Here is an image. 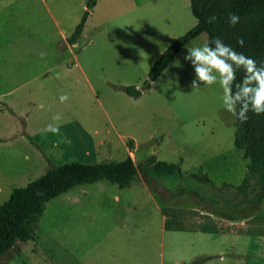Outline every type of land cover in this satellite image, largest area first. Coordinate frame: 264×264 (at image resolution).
<instances>
[{"label": "rangeland", "instance_id": "1", "mask_svg": "<svg viewBox=\"0 0 264 264\" xmlns=\"http://www.w3.org/2000/svg\"><path fill=\"white\" fill-rule=\"evenodd\" d=\"M88 1L0 0V206L72 162L130 158L137 176L123 189L99 181L51 200L31 241L0 264H264V204L249 203L257 188L235 190L248 163L234 146L235 117L219 84L190 86L184 55L206 35L138 98L122 90L141 89L160 56L197 25L190 0H94L91 11ZM151 157L180 174L156 175ZM201 207L242 224L197 235L187 214Z\"/></svg>", "mask_w": 264, "mask_h": 264}, {"label": "trees", "instance_id": "2", "mask_svg": "<svg viewBox=\"0 0 264 264\" xmlns=\"http://www.w3.org/2000/svg\"><path fill=\"white\" fill-rule=\"evenodd\" d=\"M95 6L94 0L87 2L88 11ZM190 11L197 25L185 36L179 38L155 62L149 72L148 80L143 83L141 91L134 87L122 90L130 97L138 98L151 88L163 72L171 65L174 58L198 36L204 34L207 44L219 37L236 52L254 59L257 66H264V0H190ZM230 14L239 16L235 26H229ZM215 16L214 23L208 18ZM86 17L76 28L69 43L74 44L81 36ZM243 40V45L238 43ZM243 72H237V82ZM235 90V89H234ZM249 119L241 123L235 118L237 131L234 146L243 152L248 161L247 176L243 185L235 190L247 196L250 188L258 192L249 200L250 204H264V115L256 116L248 113ZM156 175L175 176L180 174L179 165L157 162L154 157L147 160ZM137 176V168L130 158L120 162H104L83 164L72 162L49 169L37 180L25 187L12 191L9 199L0 206V256H4L18 243L31 241L36 225L42 217L46 205L53 199L67 193L71 189L106 181L123 189L131 185ZM253 181V183H251ZM202 260H194L191 264H202Z\"/></svg>", "mask_w": 264, "mask_h": 264}, {"label": "clouds", "instance_id": "3", "mask_svg": "<svg viewBox=\"0 0 264 264\" xmlns=\"http://www.w3.org/2000/svg\"><path fill=\"white\" fill-rule=\"evenodd\" d=\"M216 19L215 16L209 17L208 23H214ZM239 19L238 15L230 14L229 26H235ZM212 43L214 46L205 44L202 47L188 48L184 55V60L189 62L194 70L191 88L219 84L225 110L241 123L249 119V112L256 116L264 115V66H257L254 59L236 52L219 37H216ZM238 43L242 46L243 40ZM41 55L43 56V53ZM238 71L243 72L239 82L236 79ZM136 90L141 91L139 87ZM59 99L64 103L68 100V96L64 94ZM40 107L42 108L43 105ZM61 119L59 114L53 117L57 122ZM45 130L59 134L58 124H49Z\"/></svg>", "mask_w": 264, "mask_h": 264}, {"label": "crops", "instance_id": "4", "mask_svg": "<svg viewBox=\"0 0 264 264\" xmlns=\"http://www.w3.org/2000/svg\"><path fill=\"white\" fill-rule=\"evenodd\" d=\"M187 215H188V222L190 224L188 228H190V230H193V232L196 233L197 235H202V236H204L203 234H207V232L210 234V232L214 228H218V230H221L223 232V228L225 227V225L228 227L232 223L233 225H235V227H237V225L242 224L241 220L229 221L226 218H221L219 216L213 215L210 212V209L202 208V207L200 209L192 208L190 213ZM213 254H216L215 256L217 260L218 259L219 261L223 260V253L221 250L215 249ZM202 256H205L204 258H206L207 261L213 258L210 257L213 255H202ZM192 258L193 260L196 259L195 256H193Z\"/></svg>", "mask_w": 264, "mask_h": 264}]
</instances>
